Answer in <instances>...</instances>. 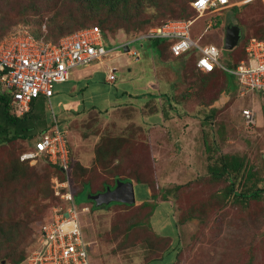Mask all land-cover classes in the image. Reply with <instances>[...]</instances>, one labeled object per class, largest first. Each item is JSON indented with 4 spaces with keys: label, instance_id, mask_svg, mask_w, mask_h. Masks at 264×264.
<instances>
[{
    "label": "rangeland",
    "instance_id": "374dc122",
    "mask_svg": "<svg viewBox=\"0 0 264 264\" xmlns=\"http://www.w3.org/2000/svg\"><path fill=\"white\" fill-rule=\"evenodd\" d=\"M57 1L60 9L57 8ZM81 1L83 3L79 0H0V40L20 26L28 29L31 27L40 33L46 30L47 36L54 40L60 34L51 29L54 23H49L50 19L57 10L75 16L91 9L86 4L87 0ZM157 1L171 4L159 3L153 7L146 3L147 7L143 10L136 5L135 0H130L128 7H131L135 18L142 19L164 6L169 9L178 3L188 2ZM249 1L230 0L231 7L237 5L240 8L234 17V10L218 11L217 15L221 17L219 25H207V11L199 12L202 17L192 24L193 38L217 45L221 50L220 61L228 66H232V60L231 50L223 46L226 26L237 18L243 36L247 33L256 37L259 36V30L264 28V0ZM164 14L153 19V23H145L143 29L174 18L171 11ZM228 15L232 19H228ZM73 21L71 17L62 22L78 28L80 22L86 25L93 19L78 17L75 26ZM43 23H46V29H40ZM109 36L113 46L133 39L135 34L118 30L115 33L109 32ZM130 48L136 54L132 55L118 47L107 55L111 58L109 63L119 68L115 83L106 81L108 61L105 56L104 62L95 60L88 67H77L68 81L55 85V94L46 100V109L52 119L51 126L55 119L65 134L67 156L72 166L65 172V179H62L63 173L53 165L49 154H38L25 161L21 159L23 153L35 152L32 142L36 137L30 141H16L10 149L12 153L0 145V264H13L12 257H23L19 264H28V255L35 252L39 243L41 223L51 215L54 208L69 204L65 196L81 186L77 181L82 178L88 180L95 189L103 181L111 183L116 176L135 177V174L150 184V194L168 193L170 197L168 203L159 204L153 216L144 223L163 235L176 234L172 237L174 241L179 238L178 264H264V198L261 201H250L247 207L234 203L232 197L227 200L222 193L228 182L224 179L210 180L207 175V165L211 162L209 155L228 153L245 157L264 177V94L254 90L244 91L237 87L236 78L228 75L230 93L209 105V101L220 94V85L215 81L210 83L218 85L216 88L210 87L212 94L205 97L202 94L204 104L209 102L205 105L209 109L195 102L197 111L194 112L182 104L178 106L182 118L177 117L178 112L169 111L168 115L175 120H163L152 114L151 108L156 105L152 102L170 97L172 101L183 103L179 92L186 90L188 83L192 87L187 90L192 88L194 96L199 89H204L199 87L198 73L191 63L193 58L185 67L181 61L163 58L149 39L131 42ZM75 79L76 83L79 82V89L72 93L67 86L73 84ZM169 84L174 85L173 92ZM195 87L199 89L193 90ZM124 90L128 92L127 96H132V101L129 98L128 106L117 107L118 103L111 102L114 100L113 93L120 95ZM103 92H107L108 98H103ZM94 93L96 97H92ZM138 94L140 98L136 96ZM159 95L164 97L158 98ZM119 98L125 96H118L117 101ZM81 100L87 106L103 104L102 109H87L82 104L78 106ZM136 100L142 103L147 101L148 104L134 105ZM211 107H215L214 114L211 113ZM244 108L254 112V123L247 124L242 114ZM83 109L84 112L81 111ZM147 111L150 112L144 113ZM186 112L196 115L197 121L192 120ZM207 115L213 118L206 121ZM188 118L190 121H187ZM125 135H131L129 140L133 138L138 142L124 153L123 149L128 142L123 141ZM205 140L214 145L212 152L206 151ZM118 143L121 149H115ZM99 149L106 154L104 162H100L96 156ZM15 158H19L23 167L17 172H13L12 160ZM73 171L78 174L75 180ZM132 181L138 198L144 190L142 186L136 185V177ZM259 184L263 186L264 181ZM73 201L80 208L86 203L91 204L87 192L83 191L77 192ZM116 203L112 202L111 205ZM117 208L102 207L90 212L79 210L87 235L95 237L98 230L104 237V242L98 243L94 239L92 262L100 263L99 256L102 255V259L107 260L104 264H145L142 247L128 249L127 254L121 250L114 254L115 245L111 243L113 234L110 240L105 241V233L99 227L107 224L110 227L111 220L117 215ZM178 218L181 226L177 234L174 226ZM147 235L152 236L148 231ZM174 256V252L169 251L164 260L154 259L150 264H171L168 261H172Z\"/></svg>",
    "mask_w": 264,
    "mask_h": 264
},
{
    "label": "trees",
    "instance_id": "16d2710c",
    "mask_svg": "<svg viewBox=\"0 0 264 264\" xmlns=\"http://www.w3.org/2000/svg\"><path fill=\"white\" fill-rule=\"evenodd\" d=\"M82 2L81 0H79ZM190 2H184V3H178L177 6L174 7H166L164 6L163 8H159L152 12L150 16H147L146 18L142 19H137L134 17V12L132 11L131 7L129 6L130 0H87L86 4L91 7L88 11H85L84 13H78L75 16H72V13H68L67 15L63 14V11H56L54 17L50 19L49 23L53 22L54 26L51 27L52 30H57L60 35L54 41L58 40L59 37L71 33L75 30L81 29L83 27H89L92 25H98L101 29V32L103 34V38L107 44H111V37L109 36V32L115 33L118 30H124L126 32H134L135 36L140 35L144 32H147L151 26L147 27L146 29H143V26L145 23L150 22L153 23V19H157L158 17H161L165 15L164 13L167 11H171L173 13L174 18L178 19H188L192 20L193 22L198 20L200 17L199 12L192 6L191 1L192 0H187ZM250 0L249 2H251ZM66 3V1H64ZM247 2L246 4H248ZM83 3V2H82ZM136 5L145 10L146 9V3H149L151 6H156L159 3H162L161 1L157 0H135ZM164 5H169L171 3H162ZM243 4V5H246ZM57 8L60 9L59 3L57 1L56 3ZM137 9L139 10V8ZM231 7V6H230ZM224 8L220 11H225L226 9H231L234 10L235 13L232 15L233 17L236 16V13L240 6L234 5L231 8ZM83 12V11H80ZM217 12H212L210 10H207V13L205 14L207 17V22L211 19L212 20V25L214 24L219 25L221 23V17L217 15ZM224 16V13H222ZM232 16L229 17L228 19H232ZM73 18V25L75 26V23L78 21V17H87L89 19H93V21H90L91 23L83 25L82 22H80L78 25L80 27L74 28L73 26H68L65 25L62 21L65 18ZM204 18V19H206ZM167 19L163 20L160 23H155L153 26L160 25ZM234 22L232 23H238V19H233ZM232 20V21H233ZM193 24V23H192ZM208 25V23H207ZM47 25L46 23H43L42 26H40V29H46ZM194 26H191V31L193 32ZM30 31L37 37H44L46 40H49L50 38L47 36L48 31L45 30V33H40L36 30H33L30 27ZM259 38H264V28L259 30ZM6 35V34H5ZM4 35V36H5ZM3 36V37H4ZM253 37L249 36L247 33L242 37L241 41L239 44L232 49L231 52V60H232V66L234 67L237 65L241 60L246 59L248 57V54L246 52V45L249 41V39ZM128 39V38H127ZM52 40V39H50ZM154 47H156L159 50V53L161 57L163 58H170L173 60L181 61V64L185 67L187 66L189 62H191V59L193 58V68L194 70L198 73L197 78L200 83L199 87H203L202 89H199V87H195L193 90L199 89V91L195 92V96L192 94L194 91H192V88L188 91V87H192L191 84L188 83V86H186V90L183 92H179V95H182L183 103L180 104L178 100L172 101V98L170 97H164L159 95V97H164L165 99L162 101H157V102H152L156 103L155 106L151 108V112L155 111H161L163 120L171 119V117L168 115L169 111H174L178 112L177 117H182V114H180V110L178 108L179 105H184V101H188L190 104L194 102H199V104L203 105L206 108V104H213L216 103V100H220L221 97L224 94L230 93V88H229V77L228 75H233L225 70H223L220 67L214 68V70L210 72H204L201 71L197 68L196 66V60L198 57V52H196L194 49H191L184 54L181 55H174L171 50H170V44L171 41L169 40H151ZM202 42V41H201ZM203 44H207L202 42ZM235 78L236 76L233 75ZM218 82V85H210L212 82ZM236 85L237 87H240L239 81L236 78ZM172 86H174L172 84ZM217 87L218 86V92L220 94L215 98L212 99L209 102H205L204 104L202 100V94L204 97L206 95H210L211 89L210 87ZM174 91V88L172 92ZM167 92V91H166ZM104 94H101L103 98L105 99L107 96V92H103ZM128 92L123 91L122 94L118 95L116 92L113 93V98L114 100L111 102H116L117 107H126L127 104V99H129L132 96H127ZM198 93V94H196ZM199 93H201V96H199ZM264 94V92H261ZM112 95V93H111ZM125 96V98L117 101L118 96ZM155 95V94H151ZM97 95H94L96 97ZM139 96L140 94L136 95ZM128 97V98H127ZM210 97V96H209ZM132 101V98H130ZM12 100H13V94L9 90H4L2 89L0 85V115H1V120H0V145L4 146V149L7 148L8 152H10L12 145L18 141V140H26L30 141L33 138H35V141L33 143L34 150H36V141L43 136V134L48 131L51 128L52 125V119L50 113L46 109V98L43 96L37 97L32 100L29 108L27 110H17L13 105H12ZM148 100V99H147ZM154 101V100H153ZM147 101L138 102L137 100L134 102V105H142L148 104L146 103ZM139 103V104H136ZM86 106L87 109H102L101 105L97 104H91V105H86L84 103L78 104ZM107 108L108 104H105ZM145 107V106H144ZM216 107V106H215ZM211 107L212 109L211 113L214 114V108ZM106 108V109H107ZM134 108V107H133ZM187 108V107H185ZM209 109V108H206ZM84 112V109L81 110ZM150 112V111H149ZM144 112L146 114L149 113ZM173 112V113H174ZM243 114V113H242ZM212 116L207 115L206 121L209 119H212ZM173 119V118H172ZM204 121V120H203ZM131 136V135H130ZM130 136H124L123 141H127V144L124 147V153L127 151L128 148L133 147L138 141L134 140L132 138V141L129 140ZM132 136H135L132 135ZM120 143L116 145L117 147L115 149H121L120 148ZM205 148L206 151L213 150L214 145L213 144H208V141L205 140ZM126 150V151H125ZM12 153V152H10ZM42 154V153H40ZM215 154L212 153L209 155V159L211 162L207 165V175L211 178L210 180H221L224 179L228 183L224 187L222 193L225 199L233 198L235 200L234 203H241L243 204L244 207H247L249 205L250 201H261L262 198H264V185L261 186L259 183L261 181H264V177L261 176L260 171L257 169L255 165L250 164L248 159H246L243 156H239L238 154H220L219 156H214ZM96 156L98 157V160L100 162L105 161V156L104 152L99 149ZM23 161H25L23 159ZM22 161V162H23ZM70 167L71 159L68 162ZM13 164V172H17L21 170L22 164L20 163L19 158H15L12 160ZM59 171L63 173L62 179H65V172L69 171L70 169H63L61 166V163H54L53 164ZM77 166L80 167V164L77 163ZM136 185L142 186L143 192H141L138 196V199H142V202L139 204H127V203H116L114 205H108L106 207L110 206H118V211L116 217H114L111 220L110 227L107 225H101L99 227L100 230L104 231L105 233V241L110 240L111 236L113 234L111 243H114L115 247L113 248V253L117 254L119 253V250L122 251V253L127 254L128 249L136 248V247H142L143 248V255H144V263L145 264H150L152 260H164L165 257L168 255L169 251L174 252V259L172 261H168L171 264H178L179 263V238L174 241L173 237L170 235H163L159 233L156 229H154L151 225L145 224L144 221L149 220L153 214L156 211V208L161 204L163 201L169 200L170 197L167 195L168 193L165 194H157V193H149L148 189L151 188L149 183H146L145 181L140 180V177L136 176ZM78 176L77 172L73 171V179L75 180V177ZM69 179L72 178L71 174L69 173ZM67 177V178H68ZM135 177H130L127 175L126 177H119L116 176L114 180L109 183L103 181L101 183V186L98 188H93L91 183L87 180L85 181L83 178L79 181L78 183H81V186L77 190L74 189L73 195L77 194V192H87V195L90 197L91 194H97L99 192H102L106 190L107 187H113L116 184L117 180H123V181H129L133 180ZM66 180H69L67 179ZM71 180V179H70ZM160 191V189H159ZM166 192V190H164ZM160 198V199H158ZM90 199V198H89ZM91 200V199H90ZM228 203V201H227ZM87 204V203H86ZM90 206V211L91 210H96L100 209L102 206L96 205L92 200ZM192 216V215H191ZM48 218L43 220V222L40 225L39 230L41 231L43 224L46 222ZM109 223V222H108ZM181 226V221L179 218L177 221H175V226L174 227H180ZM152 234L151 237H148L147 231ZM179 229V228H178ZM39 231V232H40ZM143 234V235H142ZM87 236V234H85ZM179 237V235H178ZM90 241L92 242L89 244L87 247V252H88V260L89 264H93L92 259H91V254L93 253V248H94V243L96 242L94 239L97 240V242H104V237L102 233L98 230H96L95 237L90 236ZM171 239V240H170ZM110 242V241H109ZM100 257V263L98 264H104L107 262V260L102 259V255ZM23 260V257H12L13 264H19Z\"/></svg>",
    "mask_w": 264,
    "mask_h": 264
},
{
    "label": "built area",
    "instance_id": "2783aa9c",
    "mask_svg": "<svg viewBox=\"0 0 264 264\" xmlns=\"http://www.w3.org/2000/svg\"><path fill=\"white\" fill-rule=\"evenodd\" d=\"M227 2L194 0L192 5L203 13ZM192 23L187 19H168L136 39L169 40L174 55L194 49L198 52L196 66L199 70L210 72L220 67L235 75L244 91L264 92V38L251 37L246 45L248 57L230 67L220 61L221 50L217 45L202 44L199 39L193 38ZM114 48L106 45L98 25L75 30L56 41L37 37L30 29L20 26L0 41V85L13 94L12 105L17 110H27L33 99L39 96L50 98L55 85L68 80L75 68L88 66L95 60H110L107 55ZM131 53L135 54V51ZM106 69V81L115 83L119 68L108 61ZM242 113L247 124L254 123L255 116L251 109L245 108ZM40 153L49 154L53 162L61 163L64 169L68 168L65 134L58 124L36 141L35 152L25 153L21 159ZM65 197L73 200L71 192ZM39 236V245L28 256V264H89L87 247L90 241L84 234L78 208L73 202L66 211L61 206L54 208Z\"/></svg>",
    "mask_w": 264,
    "mask_h": 264
},
{
    "label": "water",
    "instance_id": "95a60500",
    "mask_svg": "<svg viewBox=\"0 0 264 264\" xmlns=\"http://www.w3.org/2000/svg\"><path fill=\"white\" fill-rule=\"evenodd\" d=\"M243 35L242 27L237 23L228 24L224 35V48L228 50L234 49L240 42ZM124 51H129V45L123 48ZM96 205L108 204L110 202H120L133 204L136 201L134 184L132 181L118 180L115 187H107L104 192L90 195Z\"/></svg>",
    "mask_w": 264,
    "mask_h": 264
},
{
    "label": "clouds",
    "instance_id": "9594fccd",
    "mask_svg": "<svg viewBox=\"0 0 264 264\" xmlns=\"http://www.w3.org/2000/svg\"><path fill=\"white\" fill-rule=\"evenodd\" d=\"M194 0H192L191 1V4H192V2H193ZM232 4H231V2H230V0H228V2H227V4H224V5H219L217 8H210V9H207V10H210V11H212V12H217V11H220V10H222V9H224V8H228V7H230ZM193 6V5H192ZM194 7V6H193ZM195 8V7H194ZM196 9V8H195ZM197 10V9H196ZM207 10H205V11H207ZM198 11V10H197ZM204 11V12H205ZM199 12V11H198ZM203 12V13H204ZM171 19H178V18H171ZM168 20V19H167ZM188 20V19H187ZM165 22V21H164ZM163 22V23H164ZM230 24H232V23H230ZM238 24V23H237ZM161 25V24H160ZM208 25H210V26H212V20L210 19L209 21H208ZM156 26H158V25H156ZM192 26V25H191ZM153 27H155V26H153ZM152 28V27H151ZM150 28V29H151ZM149 29V30H150ZM148 30V31H149ZM12 31V30H11ZM11 31H9L8 33H10ZM147 31V32H148ZM243 31V30H242ZM192 32V31H191ZM7 33V34H8ZM144 33H146V32H144ZM6 34V35H7ZM143 34V33H142ZM5 35V36H6ZM141 35V34H140ZM140 35H137V36H135L133 39H128V40H126V41H122V42H118L117 44H115V45H111V44H109L108 46H109V48H111V46L112 47H115V48H118V47H121L122 49L126 46V45H129V47H130V43L131 42H134V41H136L137 39V37L138 36H140ZM243 36V35H242ZM256 37V36H255ZM259 38V37H258ZM149 40H156V39H149ZM160 40H165V39H160ZM1 41V40H0ZM54 41V40H53ZM241 41V40H240ZM210 43H212V42H210ZM122 44H124V45H122ZM208 44V43H207ZM124 51V50H123ZM131 51H135V50H131V48H130V50L129 51H127V52H129L130 54H132L131 53ZM135 54H136V51H135ZM133 55V54H132ZM111 59V58H110ZM108 61H110V60H108ZM90 65H92V64H90ZM89 66V65H88ZM116 66V65H115ZM80 67H86V66H80ZM118 67V66H117ZM76 69V68H75ZM74 69V70H75ZM74 70H73V72L72 73H74ZM72 75V74H71ZM70 78H71V76H70ZM69 78V79H70ZM68 79V80H69ZM68 80H66V81H68ZM66 81H63V82H66ZM60 83H62V82H60ZM108 83V82H107ZM241 88V87H240ZM56 89V88H55ZM55 89H54V93H53V95L55 94ZM247 92H249V91H247ZM52 95V96H53ZM51 96V97H52ZM40 97V96H39ZM44 97V96H43ZM50 97V98H51ZM46 98V97H45ZM50 98H46V99H50ZM31 104V103H30ZM245 109V108H244ZM250 109V108H249ZM243 111V110H242ZM55 124H58L57 123V121L54 119V125L53 126H51V128L49 129V130H52L53 129V127L55 126ZM59 125V124H58ZM60 127V126H59ZM61 128V127H60ZM62 129V128H61ZM48 130V131H49ZM63 130V129H62ZM47 132V131H46ZM63 132H64V130H63ZM23 154H25V153H23ZM22 154V155H23ZM21 155V156H22ZM29 158V157H28ZM25 160V159H24ZM53 162V161H52ZM68 162H69V159H68ZM53 163H55V162H53ZM58 163V162H57ZM56 164V163H55ZM62 166V165H61ZM68 166H69V163H68ZM62 168H63V166H62ZM64 169V168H63ZM68 169V168H67ZM67 169H65V170H67ZM118 181V180H117ZM117 181H116V183H117ZM123 181V180H122ZM129 181H132V180H129ZM133 182V181H132ZM134 184V183H133ZM116 185V184H115ZM110 187V186H109ZM113 187H115V186H113ZM113 187H111V188H113ZM107 189V188H106ZM134 190H135V184H134ZM104 192V191H103ZM100 193V192H99ZM71 195H72V197H73V200H74V195H73V193L71 192ZM91 195H93V194H91ZM135 195H136V192H135ZM91 200H93L91 197H89ZM67 199V198H66ZM170 199V198H169ZM68 201H69V204L67 205V206H65V207H62L65 211H66V209L68 208V206L69 205H71L72 204V202L74 203V201L72 200H69V199H67ZM136 200H137V196H136ZM94 201V200H93ZM138 201H141L142 202V199L140 200V199H138ZM95 202V201H94ZM113 202H115V201H113ZM136 202L137 201H135L133 204H136ZM112 202H110V203H108V204H100L99 206H102L103 205V207H106V206H108V205H110ZM118 203H120V202H118ZM75 204V203H74ZM96 204V203H95ZM106 205V206H105ZM77 206V205H76ZM77 208H78V211L79 210H81V212H90V210H89V208H90V206H89V204L88 205H86V204H84L81 208L80 207H78L77 206ZM102 208V207H101ZM52 213H53V211L51 212V215L48 217V219L46 220V221H48L50 218H51V216H52ZM67 213V212H66ZM79 219H80V223H81V226H82V228H83V231H84V234H87L86 232V228L84 229V225H83V223L81 222V214H80V212H79ZM43 227V226H42ZM41 231H42V229H41ZM40 231V232H41ZM86 236V235H85ZM90 236H86V238H87V240H89L90 241V238H89ZM92 242L90 241V244H91ZM38 245H39V243H38ZM38 245H37V247H38ZM29 256V255H28ZM28 258V257H27Z\"/></svg>",
    "mask_w": 264,
    "mask_h": 264
},
{
    "label": "crops",
    "instance_id": "0c3cea01",
    "mask_svg": "<svg viewBox=\"0 0 264 264\" xmlns=\"http://www.w3.org/2000/svg\"><path fill=\"white\" fill-rule=\"evenodd\" d=\"M86 67H88V66H86ZM83 68V67H82ZM73 84H69L68 86H67V88H68V91L69 92H77V89H79V87H78V85H79V82L78 83H76V79L75 80H73V82H72ZM164 86V85H163ZM162 86V87H163ZM169 86H170V88L173 90V87H172V85L171 84H169ZM172 90H170V91H172ZM94 95H96V93H94ZM94 95L92 96V97H94ZM74 96V95H73ZM108 98V97H107ZM158 98H160V97H158ZM77 102V101H76ZM195 104V102L192 104H190L188 101H184V107H187L188 109H190V111L191 110H195L194 112H196L197 111V107L194 105ZM199 104V103H198ZM189 111V112H190ZM189 112H186L188 115H189ZM153 114L155 115V116H159V117H161V118H163V114H162V112L161 111H155V112H153ZM191 116V117H190ZM189 117L192 119V120H195V121H197V118H195L196 117V115H193V114H190L189 115ZM178 118H182V117H179L178 116ZM190 118H188V120L187 121H190ZM164 119V118H163ZM172 119V118H171ZM171 119H167L166 121H171ZM172 120H175V119H172ZM196 123V122H195ZM137 202H136V204H139V203H141V202H139L138 201V198H137V200H136ZM168 201L169 200H167V201H163V202H161V203H168ZM178 228L179 227H174V229L176 230V233L178 234L179 233V230H178ZM176 234H174V235H170V236H175Z\"/></svg>",
    "mask_w": 264,
    "mask_h": 264
},
{
    "label": "flooded vegetation",
    "instance_id": "af4514ba",
    "mask_svg": "<svg viewBox=\"0 0 264 264\" xmlns=\"http://www.w3.org/2000/svg\"><path fill=\"white\" fill-rule=\"evenodd\" d=\"M105 191V190H104ZM103 192V191H102ZM93 201V200H92ZM94 202V201H93ZM95 203V202H94ZM106 206V205H105ZM89 210H90V208H89Z\"/></svg>",
    "mask_w": 264,
    "mask_h": 264
}]
</instances>
